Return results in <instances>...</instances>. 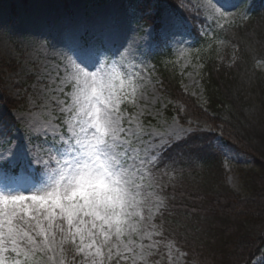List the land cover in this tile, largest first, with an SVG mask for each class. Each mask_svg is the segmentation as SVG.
Instances as JSON below:
<instances>
[{"label": "rangeland", "instance_id": "1", "mask_svg": "<svg viewBox=\"0 0 264 264\" xmlns=\"http://www.w3.org/2000/svg\"><path fill=\"white\" fill-rule=\"evenodd\" d=\"M27 1L28 3L16 0L13 12L9 3L0 1V67L2 68L0 69V83H2L0 89L5 90L10 98L19 103V108L15 111L19 128L10 136L0 128V157L5 156L9 148L22 152L15 165L5 163L3 166L12 168V170H4L16 177L15 190L30 194L35 187L34 180L42 178V174L46 171H52L60 166L57 164L56 157L63 153L67 146L66 141L69 137L66 134L64 122L69 114L60 110L61 107H67L70 104V87L63 84L66 66L61 55L66 38L69 35H77L87 40L103 35L107 38V47L112 53H115L122 45L135 41L137 48L135 58L128 57L126 53L120 57H104L85 70L103 75L112 71L115 65L117 72L124 80L125 92L128 93L119 105L120 112L124 116L123 124L126 128L134 127L133 118H135L144 128L141 139L137 142L136 137H133L134 142L131 145L139 153L134 154L135 166L140 169V172L145 173V178L141 181L144 185L143 195L147 197L146 204L142 208L145 217L142 232L147 230L159 234H153L151 240L143 241L134 237L137 244L153 245L151 248L145 247V253L150 254L143 260H137L136 264H199L200 261L196 260L195 256L186 258L185 250L179 247L172 237L163 233V224L158 225L157 219L167 205L164 185H173L174 180H178L177 187L184 194L190 192L197 194L200 193L197 191L201 189L202 181L193 176L176 174L173 169L158 172L156 167L162 153L175 143L186 139L196 131L203 133H215V131L195 121L188 120L187 124H183L177 115V108L182 111L183 105L174 102L166 92H163L161 80L150 60L156 50L162 49L157 43L159 42L158 33L155 32L154 27L146 25L143 13L134 12L128 8L129 0ZM253 1L218 0L216 10L213 11L211 8L205 10L204 5L208 4V0H183L188 7L190 5L200 10L202 17H199V14L197 18L196 15L194 17L201 19L205 24L199 25L198 31L201 35L209 36H213L211 33L213 30L219 31L226 26L229 28L231 25L242 23ZM149 13H155L154 9ZM160 24L162 25L160 37L174 53L175 59L171 70L177 72L181 80V90L201 109L207 110L209 101L204 86L206 59L213 55L219 61L230 64L235 58L237 47L227 40L214 38L215 40L208 44V48H199L193 40L192 26L181 22L168 11L162 13ZM130 82L135 92L132 87H129ZM61 87H65L66 91L61 93L59 91ZM60 101L65 103L62 105ZM2 114L3 109L0 106V119ZM34 118L40 122L51 120L61 129L60 135L64 136V140L43 135L35 138L31 136L26 122ZM177 128L183 129L182 134L170 140L167 139L170 131ZM155 132H159L161 136L152 135ZM161 137L165 138L166 143H160ZM53 144L55 148H52ZM214 144L224 157L226 185L235 194L244 198L245 193L241 186L238 169L241 166L248 167L250 161L228 147L220 140V137L214 141ZM29 149L35 150L48 163H32ZM146 149L147 154L154 158L151 164L141 166L139 161L145 155ZM126 159H129V166H133L132 158ZM15 169L18 172H15ZM150 182L152 187H148ZM3 183L0 179V191L5 190ZM203 184L205 186L204 182ZM184 190L187 191L184 192ZM149 192L152 196H148ZM155 196H160L164 200L165 207L157 210ZM184 197L176 198L181 201L187 200L189 205L194 203L193 199H188L185 195ZM198 205L201 207V203ZM150 215L151 220L148 219ZM151 225L156 227L152 228ZM65 249V264H79L83 259L74 252L71 245H65ZM70 249L74 252L73 256L69 253ZM4 258L7 264H11L15 254L5 253ZM35 259L37 264H52L40 253H37ZM263 263L264 256L260 257L255 264ZM112 264H117V261L113 260ZM119 264H132V261L120 260Z\"/></svg>", "mask_w": 264, "mask_h": 264}, {"label": "snow or ice", "instance_id": "2", "mask_svg": "<svg viewBox=\"0 0 264 264\" xmlns=\"http://www.w3.org/2000/svg\"><path fill=\"white\" fill-rule=\"evenodd\" d=\"M217 2L208 0L205 10L215 11ZM125 53L135 58V41L112 53L103 35L87 40L77 35L66 38L61 55L66 66L63 84L70 87V104L60 110L69 114L64 122L69 137L67 146L56 157L60 166L34 180L30 194L15 190L16 177L3 167L5 163L15 165L22 152L9 148L0 157V179L5 188L0 191V264H7L4 254L9 252L15 254L11 264H37V253L52 264H65V245H71L83 257L79 264H112L113 260L117 264L120 260L136 264L150 254L144 249L153 247L152 244H137L134 239L151 240L153 234H159L142 232V208L147 197L143 195L141 181L145 173L135 166L134 154L139 153L131 145L133 137L138 142L144 135L143 125L135 118L134 127L126 128L123 124L119 105L128 93L115 65L103 75L85 70L101 58ZM129 87L135 92L131 82ZM59 91L63 93L66 88ZM26 126L34 138L43 135L64 140L61 129L51 120L40 122L34 118ZM182 132L180 128L172 129L167 139ZM152 135L161 136L159 132ZM160 143H166L164 137ZM28 151L32 163H48L35 150ZM126 158H132L133 166ZM153 158L146 149L139 164L147 166ZM148 187H152L151 182ZM154 200L157 210L165 207L160 196Z\"/></svg>", "mask_w": 264, "mask_h": 264}, {"label": "trees", "instance_id": "3", "mask_svg": "<svg viewBox=\"0 0 264 264\" xmlns=\"http://www.w3.org/2000/svg\"><path fill=\"white\" fill-rule=\"evenodd\" d=\"M152 1L142 7L144 11ZM157 1L196 23L183 0ZM152 18L146 22L150 24ZM225 35L237 47L235 58L227 64L213 55L207 57V110L181 90L176 71L156 63L165 92L184 107L182 111L177 108L181 122L195 121L219 131L229 146L252 161L249 167L238 169L245 196L226 185L222 156L212 145L207 146L216 135L197 133L188 142L205 156L192 170L202 181L200 193L184 194L168 187L169 208L158 222L163 224V233L187 252L188 259L195 256L199 264H252L264 248V0L256 1L246 21L228 28ZM6 106L13 110L18 105L9 100ZM184 195L194 203L175 197Z\"/></svg>", "mask_w": 264, "mask_h": 264}]
</instances>
